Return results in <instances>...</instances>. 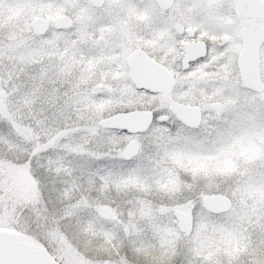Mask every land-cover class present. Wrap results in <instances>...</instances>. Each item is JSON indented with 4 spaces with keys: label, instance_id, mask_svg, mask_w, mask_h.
<instances>
[{
    "label": "snow or ice",
    "instance_id": "obj_1",
    "mask_svg": "<svg viewBox=\"0 0 264 264\" xmlns=\"http://www.w3.org/2000/svg\"><path fill=\"white\" fill-rule=\"evenodd\" d=\"M228 46L205 41L204 55L183 69L188 76L208 65L204 71L215 76L206 82L193 81L194 99L181 101L200 109L199 120L192 123L156 104L147 109L152 113L147 127L135 130L101 123L130 115L133 108L117 107L99 116L89 112V119L77 116L73 124L52 134L45 122L21 117L16 122L33 130L29 140L0 113V219L6 212L18 219L12 210L23 203L13 196L6 164L27 166L37 181L42 205L35 206L33 219L20 218L11 226L35 236L54 264H138L140 258L144 264H185V259L188 264H264V202L252 208L246 195L253 188L264 191V152L231 175L215 167L241 136L248 134L258 142L264 138V100L259 92L237 99L236 107L228 110L215 106L218 90L224 96L230 92L223 79ZM238 71L229 80L236 79ZM40 87L48 88L42 102L51 108H71L76 102L70 90L61 92L54 83L49 87L41 82ZM37 90L36 85L27 93L4 89L6 95L0 100L13 120L17 110L28 111L26 98ZM31 107L36 114V103ZM133 141L139 145L134 153L130 151ZM177 154L185 163L206 162V168L176 167ZM132 179L137 181L135 186L128 183ZM170 179L176 181L171 189ZM104 208L113 209L115 218L104 214ZM55 232L64 236L71 249L58 242L50 245ZM230 232L252 233L256 239L244 252L231 256L223 251L224 236ZM0 264H5L3 259Z\"/></svg>",
    "mask_w": 264,
    "mask_h": 264
},
{
    "label": "rangeland",
    "instance_id": "obj_2",
    "mask_svg": "<svg viewBox=\"0 0 264 264\" xmlns=\"http://www.w3.org/2000/svg\"><path fill=\"white\" fill-rule=\"evenodd\" d=\"M107 2L105 7L96 9L92 7L89 0H0V84L3 85V87H0V96L6 95L5 88H8L9 92L19 91L21 93L29 92L33 85H36L38 89L35 95L26 98L27 103L24 104V107L28 108V111L25 113L17 110L15 120H13V115L9 113L7 104L0 100V113L3 114L5 119L12 121L16 125L25 139H32L34 133L32 128L16 122L21 117L26 120L31 118L33 122L37 120L45 122L48 133L52 134L59 127L73 124L77 116L85 120L89 119L87 115L89 112L99 116L117 107L147 110L154 104L161 109L170 110L169 106L173 102L181 103L185 99H194L193 90L196 87V83L215 79L214 74L204 71V67H208V65L198 68L188 76L183 75V72L180 71L178 83L171 95H153L136 91L129 84V80H126L127 77L125 80L124 78L119 80L116 77L110 83H106L104 79H100L98 82H91L90 78L87 80L85 77L84 88L86 89L87 87L88 92L84 96L81 95L79 91L83 88V85L79 86L76 83L78 82L77 80L76 82H70L62 77V74L69 76L72 71L78 72V65L81 64V62L79 64L76 62L77 57L73 56L71 47H65L67 45L66 39L69 41L71 36L74 37L76 35V27L72 31L61 35L48 33L45 37H35L31 32V22L37 17H46L45 15L49 17L50 13H52V16L65 13L72 14L75 19L82 21L78 14H84L87 16L84 19L88 20L87 23L92 28L97 23L95 22L96 20L99 18L107 19V16H110L111 20H115L113 22L115 27H113V31L109 30L105 36L100 38L103 48L101 51L97 49L95 53L101 55L104 51L109 52L108 47L112 44L110 46V49L113 50L110 55L112 58L114 55L122 56L120 55L122 50L123 55L127 56L129 51L134 48V46H126L125 41L128 33L118 25L117 14L130 16L131 32L133 34L127 38H131V42H134L133 45H138V47L140 37L135 33L140 35L145 30H147V33L152 32L153 29L156 31L162 27L160 25H166L168 22L167 18L171 19V17L164 19V16L160 15L162 12L150 0H107ZM60 4H63L64 7L59 13L55 8ZM162 14L175 15V21H178H171L173 26L179 23L185 27L189 26L192 28L196 32L195 40L199 39L214 43L221 41V43H225V37H231L232 42L237 37L235 36V26L238 28V25L232 0H174L173 6ZM147 15H153L151 21L146 19ZM151 23L152 25L149 26ZM84 41L86 42V39ZM71 42L74 44L76 37L72 38ZM231 44L233 43H228L229 46L225 53L228 55V64L224 68L225 75L223 77L229 83L230 92L227 96L222 94L223 90H218L217 92L220 95V99L216 103L221 105V110L234 108L237 105V99L251 97L253 94V91L246 89L242 85L238 72H236V79L229 80V76L237 69L236 59L240 51V48L236 52L233 49L229 50ZM183 49L184 45L181 44L178 51L179 58L182 56ZM107 58L108 54L104 60H98L95 66L100 70L109 69L113 61L107 60ZM216 59L218 57H213V61ZM260 60L261 76L264 82V46L260 52ZM81 72L85 76L87 70L82 68ZM193 81L196 83H193ZM41 82L49 87L54 83V86L59 87L61 92L70 90L71 95L76 98V102L72 103L71 108H63L62 110L51 108L42 102V94L46 95L48 88L40 87ZM186 85L188 86L187 91L184 90ZM101 96L105 98L101 99ZM93 97H96V99H93ZM107 97H111V99ZM209 99L212 98L210 97ZM260 99L264 100V92L260 93ZM32 103H36V114H33ZM182 104L194 105L191 103ZM250 107L253 106L250 105ZM253 110H255L254 107ZM41 135H43V132ZM262 152H264V138L258 142L257 139L245 134L225 152L223 159L215 163V167L221 174L231 175L239 171L242 166L259 159ZM173 162L176 167L195 165L202 169L206 168V162L188 160L185 163L184 158L179 154L173 157ZM6 167H8L13 180V196L19 197L23 201L18 210L13 208L12 211L15 212L18 219H33L37 215L35 206L37 204L42 205L37 181L33 179L27 166L17 168L15 165L9 166L6 164ZM128 183L135 186L137 181L132 179ZM175 184V179H170L169 189L175 187ZM246 195L252 208H256L261 202H264V191L259 188L247 191ZM109 209L113 218H115L113 209ZM18 219H13L12 213L6 212L3 219H0V224L4 225L0 227V230L21 233L33 243L45 248L35 236L29 235L24 231H17L16 228L11 226L17 223ZM4 227L8 229H4ZM127 227L125 225L126 230ZM132 230H136L135 225L132 226ZM255 239L256 237L252 233L236 235L230 232L224 236L223 249L227 254L235 256L237 253L244 252L246 246H250ZM57 242L65 246L66 249H71L67 240L59 232H55L49 238L50 245ZM182 259L185 258L182 257ZM138 264H144L143 258H140ZM185 264H188L187 259H185Z\"/></svg>",
    "mask_w": 264,
    "mask_h": 264
},
{
    "label": "flooded vegetation",
    "instance_id": "obj_3",
    "mask_svg": "<svg viewBox=\"0 0 264 264\" xmlns=\"http://www.w3.org/2000/svg\"><path fill=\"white\" fill-rule=\"evenodd\" d=\"M150 1L162 13L167 12L174 4V0H172L171 6L167 9H163L156 2V0H150ZM89 2L92 5V7L96 8V9H101V8L105 7L106 3H108L107 0H103L102 6H95L91 2V0H89ZM135 3L138 4L137 2H135ZM63 7H64V5L60 4L59 6H56L55 9H57V11L60 13L63 10ZM233 7H234V5H233ZM162 13L160 15H163L164 19H166L167 17H171V19L170 18L166 19V20H168L166 25L162 24V25H160L162 27L158 28L156 31H154V29H153V31L150 33H147V30L142 31L140 33V35L138 33H135L138 35V37H140L139 47H138V45H133L134 42H131V38H127V37H131L129 35L133 34L131 32L132 24L130 22L131 21L130 16L123 15V14H117L116 15L118 25L120 27H122V29L125 30V32L128 33V36L126 37V41H125L126 46H128V47L134 46V48L131 51H129L127 56L123 55V50H122V52H121L122 54H120L122 56L114 55L111 58L110 55L112 54L113 50L110 49V46L112 44L108 47L109 52H105L103 50L105 52V54H103L104 52H102L101 55L95 53L97 51V49H99L101 51L103 48V46L101 45L100 38L102 36H105L109 30L113 31V27H115V26H113V22H115V20H111L110 16H107L108 17L107 19L99 18L98 20L95 21V22H97V23H95V26L91 25L92 28H90V25H88L89 23H87L88 20L84 19L85 17H87L84 14H80V15L78 14V17L82 18L81 19L82 21H79V20L75 19V17L72 16V14L69 15V14L65 13V14H58L56 16H52V13H50L49 17L47 15H45L46 17H37V18L33 19L31 22V32H32V35H34L35 37H45L48 35V33H53L56 35L68 33L70 31H72L73 28L76 27L77 31L75 33L76 35L74 36V37H76V42L74 44H72L71 40L74 37L71 36L69 41L66 39L67 45L65 47L66 48L71 47V52H72L73 56L77 57L76 62H78V64L81 62L82 65L81 64L78 65V72L72 71V72H70L69 76L62 74V77L64 78V80H67L70 82H76V80H77L78 82H76V83L79 86L83 85V88H81V90L79 91L80 94L83 96L86 95V93L88 92L87 87H86V89L84 88V86H85L84 85L85 84L84 78L85 77L87 80L90 78L91 82L92 81L98 82L100 79L101 80L104 79V80H106V83L113 82V80L116 77L119 80L123 79V78L125 80V78L127 77L128 79L126 78V80L127 81L129 80V84L132 85L136 89V91H140V89H138L135 86V84L133 83V81L131 80L130 68H129V63H128L129 57L137 50L141 51L143 54L146 55L145 57H144V55H138L134 58L135 59L134 62L136 63V67H140V72L142 73L141 75L145 79H153V80H157V81L159 79L156 67L155 66L152 67L146 57H149L155 63L166 67L175 78V86H174L172 92L169 94H167V93H153L147 89H144V91H140V92L149 93V94H153V95H171L173 93L177 83H178V79H179L178 76L181 73L180 71L183 72V69H184L183 59L185 57L186 47L193 42H204L205 43V41L199 40V39L195 40L194 38L196 36V32L192 28H190L189 26L185 27L184 25H181L179 23H177L173 26V24H171V21L172 22L175 21V15L173 16L170 14H162ZM234 14H235V18H236L237 25H238V28H236V26H235L236 34L234 33L235 36H237L236 40L234 42H232L231 37H225L224 42L225 43H233L229 47V50L233 49L234 52H236L237 49L240 48V51H239V53L237 55V59H236V67L238 69V59H239V57L242 53V50H243V39H242V26H241V23L237 17V14L235 13V8H234ZM152 16L153 15H150V16L147 15L146 19L147 20L149 19L151 21ZM60 17H68L71 20L70 26H64V23L67 24V22L56 23L55 20L57 18H60ZM37 19H42V20L47 22L46 23L47 29L45 30V32L41 33V29L44 27L45 23H40V27H37L40 31L39 33L35 32V29L33 28V23ZM177 21H175V22H177ZM151 25H152V23L149 24V26H151ZM190 32H192V34H190ZM84 39H86V42L84 41ZM217 43H221V41H218ZM104 44H106V43H104ZM181 44L184 45V49H183L181 58H179L178 51H179V47ZM263 46H264V43L260 47V52H261V49L263 48ZM107 54H108L107 60H110L113 62H112V64H110L109 69L105 68L103 70H100L99 68H97L95 66V63L98 60L99 61L104 60L105 57L107 56ZM170 60H171V62H170ZM79 67H81V68H79ZM82 68H84V70H87V73L85 74V76L82 75V72H81ZM102 68H104V67H102ZM92 70H93V72H92ZM112 72H113V74H112ZM77 73H78V76H77ZM238 74H239V71H238ZM93 93H94V91H93ZM216 104H219V103H216ZM219 106H220L219 108H221L220 104H219Z\"/></svg>",
    "mask_w": 264,
    "mask_h": 264
},
{
    "label": "water",
    "instance_id": "obj_4",
    "mask_svg": "<svg viewBox=\"0 0 264 264\" xmlns=\"http://www.w3.org/2000/svg\"><path fill=\"white\" fill-rule=\"evenodd\" d=\"M93 5L102 6L103 0H91ZM161 8L167 9L171 6L172 0H156ZM235 13L242 26L243 50L238 59V69L240 80L247 89L263 92L264 83L261 78L259 50L264 43V1L263 0H233ZM64 23V26H70L71 20L68 17H60L55 20ZM40 23H45L41 33L47 29V22L37 19L33 23L36 33H39ZM192 34V32H190ZM205 53L204 42H193L186 47L185 57L183 59L184 68L187 64ZM138 55H144L141 51H135L129 57V68L131 80L138 89H147L153 93H171L175 86V78L171 72L164 66L155 63L149 57H146L150 65L155 66L159 79H145L140 72V67H136L134 58ZM152 69V68H151ZM1 82V75H0ZM220 107L219 104H215ZM170 111L176 113L182 119L192 123L199 120L200 109L194 105L173 102L169 106ZM152 113L147 110H135L127 116H117L109 120H102L101 123L120 124L121 126H131L133 130L147 127L151 121ZM139 145L132 142L130 151L133 153L138 150ZM104 214L112 215L109 208H104ZM0 259L5 264H54V258L49 251L32 241L25 235L8 230H0Z\"/></svg>",
    "mask_w": 264,
    "mask_h": 264
},
{
    "label": "trees",
    "instance_id": "obj_5",
    "mask_svg": "<svg viewBox=\"0 0 264 264\" xmlns=\"http://www.w3.org/2000/svg\"><path fill=\"white\" fill-rule=\"evenodd\" d=\"M7 227V226H6ZM6 227H4V229H8V228H6ZM223 251L226 253V251L223 249ZM227 254V253H226Z\"/></svg>",
    "mask_w": 264,
    "mask_h": 264
}]
</instances>
